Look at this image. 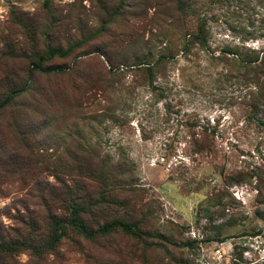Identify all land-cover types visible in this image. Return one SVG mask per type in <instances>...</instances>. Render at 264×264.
Here are the masks:
<instances>
[{
    "label": "rangeland",
    "instance_id": "rangeland-1",
    "mask_svg": "<svg viewBox=\"0 0 264 264\" xmlns=\"http://www.w3.org/2000/svg\"><path fill=\"white\" fill-rule=\"evenodd\" d=\"M182 3L0 0V264H264V0Z\"/></svg>",
    "mask_w": 264,
    "mask_h": 264
},
{
    "label": "trees",
    "instance_id": "trees-1",
    "mask_svg": "<svg viewBox=\"0 0 264 264\" xmlns=\"http://www.w3.org/2000/svg\"><path fill=\"white\" fill-rule=\"evenodd\" d=\"M175 3L180 7V8H183V3H182V0H175ZM199 35H190L191 36V39H194L196 40L197 42H199L201 45H205V41H206V31L204 30V27H203V24H201L199 26ZM247 55V54H246ZM244 54H240L239 53V57H242V56H246ZM258 56L255 55L254 57H251L249 56V58L246 59V61H243L244 64H250V63H254L255 65V71L256 72H259L261 71V73H263V69H264V53H263V56L260 58V61H258ZM38 65V64H37ZM36 65V68L38 67ZM40 67V66H39ZM40 69H43L42 67H40ZM53 70V69H52ZM62 70V69H61ZM45 71H49L48 68L47 70ZM256 82H258L257 80H255ZM14 93V91L12 92ZM15 94V93H14ZM11 96H9L7 98V100L10 98ZM5 100V101H7ZM84 207L81 206L80 204L78 205H75L73 206V216L71 218V220L69 219V223L70 225H74L76 228L81 229L82 233L84 234V236L86 238H92L96 235V233H99L100 235H105V234H110L112 232H115V231H122L124 233H127V234H131V235H134L135 237H138V238H154V237H161L160 234H156V233H153V232H148L147 230L139 227L138 223L137 222H125L121 219H112L106 223H104L103 225L99 226L96 230L92 229L91 226H87V223H85L83 221V219L81 218L82 217V214L84 212H91L92 209L90 208H86L85 210L83 209ZM61 230H62V227L60 226L59 223H55L53 226H52V230H51V237H49V239L46 241L45 245L46 247H49V248H52L53 245L57 242L58 240V237H60L61 235ZM18 245H15L12 244V245H6L5 243H0V252L3 253V252H11V251H14L16 249Z\"/></svg>",
    "mask_w": 264,
    "mask_h": 264
}]
</instances>
